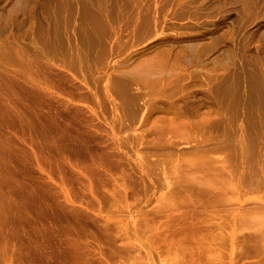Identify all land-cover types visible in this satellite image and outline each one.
<instances>
[{
	"label": "rangeland",
	"instance_id": "rangeland-1",
	"mask_svg": "<svg viewBox=\"0 0 264 264\" xmlns=\"http://www.w3.org/2000/svg\"><path fill=\"white\" fill-rule=\"evenodd\" d=\"M7 91L64 208L0 264H264V0H0Z\"/></svg>",
	"mask_w": 264,
	"mask_h": 264
},
{
	"label": "bare ground",
	"instance_id": "bare-ground-1",
	"mask_svg": "<svg viewBox=\"0 0 264 264\" xmlns=\"http://www.w3.org/2000/svg\"><path fill=\"white\" fill-rule=\"evenodd\" d=\"M0 235H4V248L10 249L11 253L20 250L13 246L10 241L19 240L26 235V225L28 224L29 208L22 201L29 198L42 202L46 198L53 206L61 209L64 206L58 202L54 194L48 193L46 197L36 193V189L41 187L50 192L47 185H43L37 179H33V184L26 183L23 176L16 173L13 166L14 161L18 162L19 157L23 164L28 165L32 159L37 158L40 151L34 142L30 128L28 127V113L22 102H17L9 91L0 93ZM30 142L31 145L28 143ZM19 144H27L29 153ZM19 146V148H18ZM38 163V162H37ZM17 222L14 229L17 230L16 235H9L12 225ZM13 229V230H14ZM11 246V247H10ZM22 251V250H20ZM50 252L44 251L43 257L46 264H52V256Z\"/></svg>",
	"mask_w": 264,
	"mask_h": 264
}]
</instances>
